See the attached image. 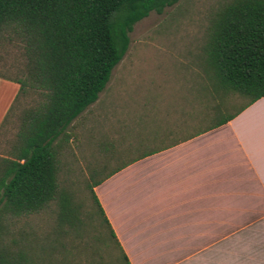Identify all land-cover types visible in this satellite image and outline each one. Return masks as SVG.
<instances>
[{
	"label": "trees",
	"instance_id": "trees-1",
	"mask_svg": "<svg viewBox=\"0 0 264 264\" xmlns=\"http://www.w3.org/2000/svg\"><path fill=\"white\" fill-rule=\"evenodd\" d=\"M178 1L0 0V43L13 44L22 60L14 78L0 75L19 85L0 133L20 96L35 95L21 110L17 132L0 154V264H64L62 260L70 253L64 245L61 250L56 245L47 250L49 239L51 244L56 239L37 237L33 246L30 233L23 227L11 230V225L40 214L57 200L56 235L79 231L83 223L78 219V206L67 204L70 201L59 186L61 160L70 147L69 128L104 91L129 48L133 26ZM203 50L205 71L218 97L222 91L237 94L247 99L244 107L264 98V0L222 4L210 19ZM214 93L210 91L211 97ZM223 105L232 113L243 108V104ZM220 106L212 111L219 113ZM230 114L211 119L212 123L196 131L218 127L232 118ZM107 177L94 179L88 186L108 231L107 237L99 223L103 231L98 242L105 248L89 253V245L85 246L83 252L89 256L83 264H129L93 191ZM93 215L92 210L89 217ZM246 235L251 234L247 231ZM260 235L251 243L258 260L264 259V236ZM110 239L120 259L112 254ZM240 257L233 255L231 264H244L246 257L243 253ZM247 264L257 263L250 258Z\"/></svg>",
	"mask_w": 264,
	"mask_h": 264
},
{
	"label": "rangeland",
	"instance_id": "rangeland-1",
	"mask_svg": "<svg viewBox=\"0 0 264 264\" xmlns=\"http://www.w3.org/2000/svg\"><path fill=\"white\" fill-rule=\"evenodd\" d=\"M227 1L179 0L162 14L152 12L133 26L129 48L113 69L104 91L69 128L70 147L61 160L59 186L70 201L67 204L78 206V219L83 225L77 233L70 230L68 235L57 236L54 231L60 207L54 200L40 214L15 220L11 230L23 227L33 238V246L37 237L44 240L50 236L56 241L51 244L49 239L48 251L51 245L60 250V245H64L70 253L63 263L83 264L89 256L83 252L84 247L89 245V253L97 247L104 249L98 242L103 229L108 237L88 186L144 152L147 147L142 145L141 138L145 128L155 131L157 123L164 128H168L165 126L168 123L170 128L183 120L190 121L186 123L190 127L204 128L212 123L211 119L233 112L225 109L223 103L238 107L247 102L246 98L229 92L222 91L218 97L204 67L203 48L210 19ZM19 56L20 51L13 44L0 43V75L14 78L22 63ZM210 91L215 94L213 97ZM34 98V94L28 93L15 103L0 133V154L17 132L21 110ZM218 105L220 110L215 114L212 108ZM92 210L95 216L89 217ZM259 233L264 236V222L248 230L251 235L229 237L228 247L232 251L222 259V264H231V256L239 252L246 257L244 264L250 258L264 264V259L258 260L251 248L252 239ZM110 244L112 254L120 259L112 239Z\"/></svg>",
	"mask_w": 264,
	"mask_h": 264
},
{
	"label": "crops",
	"instance_id": "crops-1",
	"mask_svg": "<svg viewBox=\"0 0 264 264\" xmlns=\"http://www.w3.org/2000/svg\"><path fill=\"white\" fill-rule=\"evenodd\" d=\"M18 92L0 78V126ZM244 105L208 130L145 128L142 156L93 188L129 264H222L264 222V98Z\"/></svg>",
	"mask_w": 264,
	"mask_h": 264
}]
</instances>
